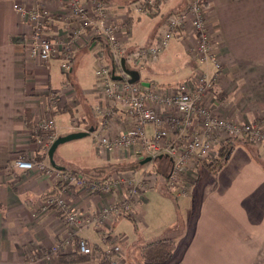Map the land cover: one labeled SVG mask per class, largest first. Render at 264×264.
Here are the masks:
<instances>
[{"label": "crops", "instance_id": "crops-1", "mask_svg": "<svg viewBox=\"0 0 264 264\" xmlns=\"http://www.w3.org/2000/svg\"><path fill=\"white\" fill-rule=\"evenodd\" d=\"M136 1L109 0L128 57L136 47L156 42L167 15L183 9L188 0H163L155 14L139 12ZM50 5L54 15L63 13L56 3ZM207 9L221 75L203 102L218 116L263 123L264 0H208ZM67 30L59 20L46 33L63 37ZM30 31L12 3L0 0V264H106L98 255H83L76 239L63 244L69 232L63 217L56 210L41 211L47 195L60 190L58 174L15 167L22 158L52 165V145L37 132L40 121L49 118L57 124V139L84 133L58 145L53 152L58 167L91 170L120 164L125 167L119 172L156 177L155 187L142 193L133 216L115 220L109 231L83 232L93 244L102 243L107 234L119 241L123 248L114 258L117 264H154L145 260L143 247L161 239L175 244L173 256L161 264H264V142L236 141L229 159L217 169L206 160L190 163L182 174L197 171L191 194L170 195L166 183L172 161L167 156L147 161L140 146L122 150L96 139L102 121L97 108L112 105L96 74L101 56L109 52L106 40L89 32L66 73L60 57L43 62L30 55ZM196 45L188 23L157 60L137 69L142 81L150 83L149 88L172 92L196 73L214 76L215 65L199 63L194 56ZM126 65L135 69L128 59ZM114 110L102 133L111 140L132 121L124 108ZM153 130L147 125L148 136ZM63 195L72 207L92 212L111 197L74 186Z\"/></svg>", "mask_w": 264, "mask_h": 264}, {"label": "built area", "instance_id": "built-area-1", "mask_svg": "<svg viewBox=\"0 0 264 264\" xmlns=\"http://www.w3.org/2000/svg\"><path fill=\"white\" fill-rule=\"evenodd\" d=\"M6 1L12 3L21 20L31 28L30 55L43 62L60 57L62 69L66 73L71 71L76 52L89 32L93 37L100 36L106 40L110 59L105 51L96 74L98 84L103 87L112 105L97 108L102 121L96 139L102 146L122 150L140 146L152 160L167 156L172 161V166L167 173L166 184L172 195L177 197L191 194L192 180H186L182 172L192 162L198 164L216 158L219 148L228 140L235 143L247 138L254 144L264 142V122H238L218 116L203 102L205 95L215 87L221 75V63L207 27L208 0H188L183 9L164 19L156 42L136 47L130 52V57L126 56V48L118 37V24L111 19L109 0ZM53 2L58 6L57 9H63V13L53 14L50 5ZM135 5L142 13L155 14L157 11L155 0H137ZM59 20L67 25V33L63 37H50L46 33L47 28ZM188 23L192 25L197 37L194 56L199 63L214 64L217 69L215 75L209 76L204 71L196 73L180 82L172 92L152 89L139 82L130 83L123 72L122 59L130 60L135 69L157 60ZM114 69L116 75H125L123 80L113 79ZM55 96L52 93V99ZM116 107L124 108L132 121L124 132L111 140L102 133L106 132ZM147 125L154 127L150 136L146 131ZM37 132L45 134L48 144L52 145L58 137L55 120L49 118L40 121ZM15 167L41 175L58 174L60 190L56 194L47 195L41 211L56 210L63 217L69 228L63 244L67 245L76 239L83 255H98L106 264H117L114 258L122 252L121 243L107 234L102 243L93 244L89 237L83 236V232L89 229L109 231V226L115 220L133 216L142 193L156 185V177L149 173L136 177L133 171L118 172L109 179L101 180L84 177L73 170L58 169L40 158L18 159ZM195 174L194 179L198 177L196 172ZM70 186L90 195L107 193L111 197L97 212L74 208L63 195ZM59 247L60 244L57 248Z\"/></svg>", "mask_w": 264, "mask_h": 264}, {"label": "trees", "instance_id": "trees-1", "mask_svg": "<svg viewBox=\"0 0 264 264\" xmlns=\"http://www.w3.org/2000/svg\"><path fill=\"white\" fill-rule=\"evenodd\" d=\"M162 2L163 0H155V6L157 8H160ZM107 57L110 59V54L108 51H107ZM113 67L115 68L114 65ZM232 147H234V141L228 140L227 143H224L219 148L218 155L216 158H214L211 161H206L207 166L213 167V169H217L223 166L230 157ZM137 165H139V163ZM124 167L125 166H121L119 164V165H108L106 167L94 168L91 170H83L77 168V169H73V171L80 173L84 177L105 180V179H109L119 171H124L122 170V168ZM169 193L170 195H172L170 190ZM174 249H175V244L173 240L161 239L146 244L143 247V256L148 263L161 264L165 261H168L173 256Z\"/></svg>", "mask_w": 264, "mask_h": 264}, {"label": "water", "instance_id": "water-1", "mask_svg": "<svg viewBox=\"0 0 264 264\" xmlns=\"http://www.w3.org/2000/svg\"><path fill=\"white\" fill-rule=\"evenodd\" d=\"M122 68H123V72L126 76H128V81L130 83H136V82H140L142 81L141 79V74L140 71L137 69H132L130 67H128L126 65V60L125 58L122 59ZM124 75V76H125ZM123 75H116V70H113V79L115 80H123L124 79ZM142 84L149 87L150 83L148 82H144L142 81ZM84 135V133H74L71 135H68L66 137H60L57 140H55V142L52 144L51 148H50V153H51V163L53 166H55L58 169H64V167H58L54 158H53V152L55 151V149L58 147L59 144L63 143V141L68 140V139H73V138H78V137H82ZM152 160L151 157H147V161Z\"/></svg>", "mask_w": 264, "mask_h": 264}, {"label": "rangeland", "instance_id": "rangeland-1", "mask_svg": "<svg viewBox=\"0 0 264 264\" xmlns=\"http://www.w3.org/2000/svg\"><path fill=\"white\" fill-rule=\"evenodd\" d=\"M196 173H197V171H196ZM194 174H195V168H193V171L189 172V175H185V179L186 180H192Z\"/></svg>", "mask_w": 264, "mask_h": 264}]
</instances>
